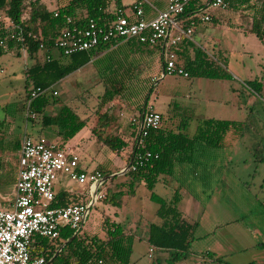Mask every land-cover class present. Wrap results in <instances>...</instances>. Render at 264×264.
Instances as JSON below:
<instances>
[{
  "label": "rangeland",
  "instance_id": "rangeland-1",
  "mask_svg": "<svg viewBox=\"0 0 264 264\" xmlns=\"http://www.w3.org/2000/svg\"><path fill=\"white\" fill-rule=\"evenodd\" d=\"M44 1L50 9H56L67 0ZM122 1L131 7L135 0ZM253 1H257L259 7L264 2ZM252 11L245 6L233 8L231 5L217 9L213 11V20L206 23L209 27H205L212 37L202 40L201 44L194 34L195 41L201 44L196 45L204 48L211 60L227 69L231 78L168 73L163 76L160 54L147 48L143 54L132 55L131 66L130 61L126 62L130 69L128 76L132 77L130 91L138 89L137 96L132 94L130 97L134 102L121 96L107 106L116 119L112 132L126 131L129 134L128 117L135 114L138 111L136 106L145 101L150 85L145 91L139 90L152 82L154 91L148 95L147 102L163 113L165 126H187L190 135L195 133L203 118L235 120L248 126L245 135L230 132L224 146L207 147L199 143L189 153L192 162L187 164L186 170L178 169L172 176L162 175L156 184L154 191L167 199L180 189L185 196L183 211L189 220L198 223L189 253L175 264H220L214 261L216 256L230 264H264V162L258 161L255 155L257 143L264 149V41L251 31ZM22 53L14 50L0 55V166H7L5 169H10L9 172L16 171L14 162H17L18 153L14 146L20 140L17 138L25 134L38 137L41 128L40 116L27 118L26 67L34 60L29 53L27 56ZM53 54L59 57L60 51L55 50ZM255 80L262 82L260 92L248 86L249 81ZM56 89L59 95L55 97L60 101L47 109V113L57 112L59 104L74 106L75 101L82 100L97 109L104 85L92 64L83 73L78 70L63 79L62 83L56 84ZM85 121L79 136L73 138L78 143L75 151L80 155L83 169L104 171L116 155L93 135L95 119ZM48 139L53 138L48 136ZM120 168L108 171L119 172ZM125 176L127 183L123 181ZM128 180V175L120 174L107 182V190L110 194L118 193L122 203L114 205L96 200L82 232L104 236L102 224L105 216L131 228L139 236L147 234L151 222L162 221L156 213L159 204L150 197L152 190L145 184L136 183L133 192ZM61 188V184L57 185V189ZM207 251L212 252L209 257L205 256ZM149 253L148 242L137 239L132 264H152Z\"/></svg>",
  "mask_w": 264,
  "mask_h": 264
},
{
  "label": "trees",
  "instance_id": "trees-1",
  "mask_svg": "<svg viewBox=\"0 0 264 264\" xmlns=\"http://www.w3.org/2000/svg\"><path fill=\"white\" fill-rule=\"evenodd\" d=\"M208 1L192 2L186 7L183 16L190 17L207 8ZM225 2L233 8L245 6L253 10L251 31L264 41V2L260 7L257 1L253 0H225ZM119 8L126 9L122 0H67L61 2L56 9H50L44 0H0V40L6 33L10 19L20 25L26 32H32L36 36V38H28L27 40L29 57L34 60V63L26 67L27 95L25 100L29 98L30 92L34 88H45L57 84L82 67L93 64L104 85V92L96 109L97 122L93 128V133L115 154L119 155L124 152V158L128 163L134 152L140 149V145L134 138L139 135L130 124L128 125L129 134L126 131L113 133L112 128L116 124V119L107 106L115 98L121 96L128 97V101L131 103L134 102V98L130 97L132 94L134 97L137 96L138 89H134V93L130 91L131 86H129V83L132 77L128 76L130 69L127 68L126 62L130 61L129 66H131L132 61L130 59L132 55L145 53L147 48H150L149 44L140 42L137 39L125 40L118 45L114 41L100 43L92 50L71 55L62 54L51 61L43 60V53L39 47L41 41H44L47 45L53 44L61 29L71 24L69 18L79 24L94 19L100 25H104L116 17ZM213 11H210L211 15ZM56 12L58 13L57 16L55 15ZM185 23L188 25L190 21L188 20ZM14 45L13 43L10 44L11 48ZM155 47L157 46L151 47V49L155 50ZM16 49L22 52L20 45ZM173 49L176 53V63L184 66L189 72V76H204L213 79L232 77L227 69L211 60L208 52L201 46L196 45L193 40L186 38ZM4 53L7 52L0 45V55ZM159 54L163 65L164 56L160 51ZM151 83L147 86L144 84L139 91H145V88L150 85L149 94H152L154 85ZM248 86L254 91L260 92L262 82L259 80L249 81ZM146 94V102L144 101L136 106L140 113L150 104V102H147L149 94ZM59 101L55 95L46 94L34 100L32 107L41 117L43 127L57 128L58 134L63 137V143L59 144L62 147L64 143L74 138L85 127L86 121L69 103H65L57 114L47 113V108L58 104ZM161 114L163 116L162 125L151 129L141 146V149L159 152L161 154L160 158L152 160L146 167L139 168L136 171H128L125 175L130 177L131 191L134 192L136 183L142 182L152 190L150 197L159 204L156 213L162 221L151 222L148 226L147 236L144 238L124 224L105 216L102 224L104 236L90 235L80 230L59 251L62 245L75 235V230L65 226L56 240L36 237L33 244V257L45 256L47 261L52 260L51 264H131L136 239H146L151 249H153L152 264H175L187 256L195 239L198 223H190L185 220L184 213L179 207L182 195L178 189L171 199H167L154 191L155 186L162 175H172L174 173L175 162L191 159L192 155L189 153L195 150L199 143L204 146L207 145V147L224 146L226 136L230 132L245 135L248 126L245 122L235 120L203 118L199 121L195 133L190 135L187 126H177L176 128L165 126L164 115ZM255 155L258 161L264 162V149L260 143L256 144ZM100 171L104 175H110L114 172ZM56 197L57 202L52 204L53 207L86 201V198L74 199L73 195L65 190L58 192ZM103 200L114 205L122 203V200L118 198V193L110 194L109 189ZM167 252L169 255H167ZM214 261L220 264H230L225 262L222 257L214 258Z\"/></svg>",
  "mask_w": 264,
  "mask_h": 264
},
{
  "label": "built area",
  "instance_id": "built-area-1",
  "mask_svg": "<svg viewBox=\"0 0 264 264\" xmlns=\"http://www.w3.org/2000/svg\"><path fill=\"white\" fill-rule=\"evenodd\" d=\"M196 1L200 0H170L167 8L158 10L157 15L151 19L146 18L144 8L137 3L130 12L119 8L116 17L104 25H100L94 19L79 24L69 18L71 24L61 29L53 44L40 42L43 60L51 61L55 58L53 54L55 50H59L60 55H71L92 50L100 43L114 41L118 45L125 40L137 39L151 47L163 48V76L167 73L189 76L185 67L176 63L173 48L186 38L193 40L197 27L213 20L210 11L225 9L228 6L225 0H209L207 8L193 16L184 17L186 7ZM188 20L190 23L186 25L185 22ZM28 38L36 36L32 32H26L10 19L0 45L9 53L17 50V46L20 45L22 52L28 55ZM12 43L15 44L13 48L10 46ZM46 94L59 95L56 84L45 88L37 87L30 92L25 102L27 118L38 117L32 104L38 97ZM128 122L139 135L134 138L140 149L134 152L127 163L126 172L146 167L152 160L160 158L159 152L141 149V146L150 130L162 125L163 116L154 105L148 104L141 113L129 116ZM63 175L80 186H90L89 197L85 202L52 206L57 202L55 186ZM104 177L101 171L89 172L82 169L79 156L67 148L44 137L35 139L25 136L19 150L16 197L9 205L0 202V264H48L45 256L33 257L35 237L56 240L65 226L71 227L77 234L86 222L96 200H103L106 197L105 185L109 180H104Z\"/></svg>",
  "mask_w": 264,
  "mask_h": 264
},
{
  "label": "crops",
  "instance_id": "crops-1",
  "mask_svg": "<svg viewBox=\"0 0 264 264\" xmlns=\"http://www.w3.org/2000/svg\"><path fill=\"white\" fill-rule=\"evenodd\" d=\"M153 1H155L156 3H154V2H152V0L151 1H148V3H147V1H144V0H135L133 3H132V5H131V7H128L129 5H126V4H124L123 3V5L124 6H126V10L128 11V12H130V10H131V8L134 6V4H136V3H138V4H140L143 8H144V10H145V15H146V18H148V19H151V18H153V17H155L156 15H157V13H158V10H163V9H166L167 8V6H168V4H169V1L170 0H153ZM203 1H205V0H203ZM123 2V1H122ZM150 2V3H149ZM156 4H160V5H162V6H158V5H156ZM209 27L208 26V24H200L198 27H197V30H196V32H195V36H197L198 37V39H199V41H200V43H201V41L202 40H205V39H208L209 37H212V35H209L208 34V29H206L205 30V27ZM215 39H217V38H215ZM193 41L196 43V44H199V45H201L200 43H198V42H196L195 41V39H194V36H193ZM120 44H122V42L120 43ZM150 48H151V46H150ZM155 50L156 51H160V52H162V54H163V48L161 47V46H157V47H155ZM159 51H158V53H159ZM10 53H12V52H10ZM22 54H24V53H22ZM27 56V55H26ZM90 65H92V64H88V65H86V66H84V67H82L81 69H79V70H81V73H83ZM162 68H163V65H162ZM78 71V70H77ZM63 82V80L62 81H60L59 83H62ZM59 83H57V84H59ZM83 102H86V101H78V102H74V106H72L74 109H75V111L83 118V119H85V120H87V122H90V121H93L94 119H95V125H96V122H97V117H96V109H94V107L93 106H91V105H89V104H87V103H83ZM57 105V104H56ZM55 105V106H56ZM73 105V104H72ZM59 106H60V108H59V110L61 109V107L63 106L62 104H59ZM155 107V106H154ZM47 109H51V106L50 107H48ZM155 109H156V107H155ZM59 110L57 111V112H53L52 114H57L58 112H59ZM157 110V109H156ZM158 111V110H157ZM139 111H137L136 113H138ZM160 113H162L161 111H159ZM84 116H85V118H84ZM38 122H36L35 124H37ZM39 125H40V131H39V134H38V137H33V136H31V137H33V138H35V139H38V138H41V137H44V138H46L48 141H50V142H54V143H57V144H61V143H63V137L61 136V135H59L58 134V130H57V128L56 127H43L42 125H41V123H39ZM94 125V126H95ZM94 126H93V128H94ZM39 129V128H38ZM80 133V132H79ZM79 133H77V135L76 136H79ZM28 134H25L23 137H20V138H17V139H20L17 143H16V146H14V150H16L17 151V153H18V155H17V162L15 163L14 162V166L16 167V171H14V172H9L8 170H10V169H8V170H6L7 168V166H0V202L1 203H3V204H5V205H9L14 199H15V197H16V193H15V183H16V181H17V177H18V170H19V150H20V147H21V143H22V140L24 139V137L25 136H27ZM93 135H94V133H93ZM28 136H30V135H28ZM48 136H50V137H52L53 139H48ZM75 136V137H76ZM95 136V135H94ZM16 139V140H17ZM56 139V141H54ZM15 140V141H16ZM100 141V140H99ZM102 142V141H101ZM15 145V144H14ZM102 145H104L103 144V142H102ZM76 146H78V143L77 142H75V140L72 138L71 140H69L67 143H64V145L62 146V147H65V148H67L71 153H74V154H76V155H78L77 153H76V151H75V148H76ZM106 146V145H105ZM108 147V146H107ZM109 148V147H108ZM110 149V148H109ZM116 156H115V158L113 159V160H111V162H110V164L109 165H107L106 166V168H105V170H113L115 167H121L120 168V171H122L125 167H126V165H127V161H126V159L125 160H123V158H122V156L124 157V152H122L121 154H119V155H117V154H115ZM79 156V158H80V155H78ZM192 160V158L191 159H187V160H183V161H181V162H175L174 163V173L172 174V175H175L176 173H177V170L178 169H184V170H186L187 169V164L188 163H190V162H192L191 161ZM2 162H4V161H2ZM1 162V163H2ZM120 162H122V164L120 163ZM13 164V163H12ZM2 165V164H1ZM80 165H81V158H80ZM101 165V164H100ZM100 165L97 167V169L98 168H100ZM113 166V167H112ZM6 168V169H5ZM81 168H82V166H81ZM5 169V170H4ZM83 169V168H82ZM4 170V171H3ZM84 170H86V169H84ZM87 171V170H86ZM96 171V170H95ZM119 171V172H120ZM116 173H118L117 171H114L113 173H111V174H116ZM110 174V175H111ZM122 175H125V173L124 174H122ZM165 175V174H164ZM167 175H170V174H167ZM172 175H170V176H172ZM106 176V175H105ZM117 176V175H116ZM126 176H125V178H124V180L123 181H125L126 183H127V180H126ZM110 180H112V179H109V181ZM128 182H130V180H128ZM66 183H68V184H66ZM59 184H61L62 185V187L63 188H61V189H57V185H59ZM142 184H145L144 182H142ZM85 188H87V192H85L86 190H85ZM63 190H65V191H68V192H70L72 195H73V197H74V199H85V198H88L89 197V190H91L90 189V186L89 185H85V186H80V185H78L77 183H75V182H73V181H71V179H69L66 175H63L61 178H60V180L58 181V183L56 184V186H55V191H56V194L58 193V192H60V191H63ZM83 190H84V193H83ZM120 191V190H119ZM179 191H180V189H179ZM180 193H181V195H182V200H181V202H180V204H179V207H180V209H181V211L184 213V218H185V220L186 221H188V222H190V223H195V222H192L191 220H189V218H188V215L183 211V206H182V204H183V201H184V199H185V196H183V194L184 193H182L181 191H180ZM72 197V198H73ZM120 223V222H119ZM146 236H147V234L146 235H144V236H142V237H144V238H146ZM36 237H38V236H36ZM36 237H35V240H36ZM137 240V239H136ZM139 240H145V241H147L146 239H139ZM35 242V241H34ZM61 251V250H60ZM150 254H151V247H150V253H149V257L150 258H152V256H150ZM212 254V252H210V251H207L206 253H205V256H210ZM164 255H166V254H164ZM167 255H169V253L167 252ZM217 257H220V256H216L215 258H217ZM51 262H52V260H49L48 261V264H51ZM131 264H132V260H131ZM181 264H184L183 262L181 263Z\"/></svg>",
  "mask_w": 264,
  "mask_h": 264
},
{
  "label": "water",
  "instance_id": "water-1",
  "mask_svg": "<svg viewBox=\"0 0 264 264\" xmlns=\"http://www.w3.org/2000/svg\"><path fill=\"white\" fill-rule=\"evenodd\" d=\"M127 168H128V166H127L124 170H122V171H120V172H118V173H116V174L106 175V176L104 177V180H109V179H112V177H114V176H116V175L124 174V173L127 171ZM96 191H97V189L95 188V189H94V192L96 193ZM76 235H77V234H75L72 238L68 239V240L62 245V247L59 249V251H60L61 249H63L64 246H65L68 242H70V241H71ZM59 251H58V253H59Z\"/></svg>",
  "mask_w": 264,
  "mask_h": 264
}]
</instances>
